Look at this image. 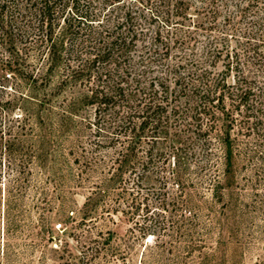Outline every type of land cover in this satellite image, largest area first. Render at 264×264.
I'll use <instances>...</instances> for the list:
<instances>
[{
	"label": "trees",
	"instance_id": "obj_1",
	"mask_svg": "<svg viewBox=\"0 0 264 264\" xmlns=\"http://www.w3.org/2000/svg\"><path fill=\"white\" fill-rule=\"evenodd\" d=\"M53 125L118 204L221 192L264 144V0H0V174Z\"/></svg>",
	"mask_w": 264,
	"mask_h": 264
},
{
	"label": "rangeland",
	"instance_id": "obj_2",
	"mask_svg": "<svg viewBox=\"0 0 264 264\" xmlns=\"http://www.w3.org/2000/svg\"><path fill=\"white\" fill-rule=\"evenodd\" d=\"M54 127L39 130L27 173L0 174V264H264V144L237 159L221 192L193 179L118 204L81 170V143Z\"/></svg>",
	"mask_w": 264,
	"mask_h": 264
},
{
	"label": "built area",
	"instance_id": "obj_3",
	"mask_svg": "<svg viewBox=\"0 0 264 264\" xmlns=\"http://www.w3.org/2000/svg\"><path fill=\"white\" fill-rule=\"evenodd\" d=\"M58 225H61L60 223Z\"/></svg>",
	"mask_w": 264,
	"mask_h": 264
}]
</instances>
